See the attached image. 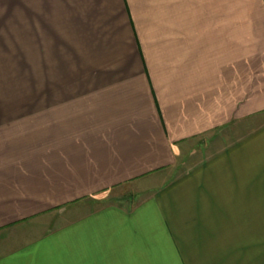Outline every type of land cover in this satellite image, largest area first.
I'll use <instances>...</instances> for the list:
<instances>
[{
    "label": "crops",
    "instance_id": "crops-1",
    "mask_svg": "<svg viewBox=\"0 0 264 264\" xmlns=\"http://www.w3.org/2000/svg\"><path fill=\"white\" fill-rule=\"evenodd\" d=\"M259 2L0 0V264H264Z\"/></svg>",
    "mask_w": 264,
    "mask_h": 264
},
{
    "label": "rangeland",
    "instance_id": "rangeland-1",
    "mask_svg": "<svg viewBox=\"0 0 264 264\" xmlns=\"http://www.w3.org/2000/svg\"><path fill=\"white\" fill-rule=\"evenodd\" d=\"M228 5H230L228 3ZM233 8L242 10L244 9L245 12L248 13L249 16H240V17H228V19H207L202 18L201 19V26L205 27V30H202V35L204 31L207 30V28L210 25L224 26V21L226 20V24L228 26V32H233L232 34L228 35V37H241L242 32H245V36L249 34V38H254L257 41H259L260 38L264 37V4L262 2L259 3H232ZM241 6L243 8H241ZM248 6L247 8H245ZM232 8V9H233ZM247 9V10H246ZM237 11V10H235ZM204 29V28H202ZM249 122L248 130L246 132H251L254 129V125H257L258 123ZM241 129L238 128L236 131V127L232 126V128L228 129V144L231 142H234L236 139L240 138L241 136ZM210 141V140H209ZM140 189L133 186H125V188L121 189L120 191L110 193V194H104L99 195L97 197L89 199L90 201L94 202H103V204H109V203H119L120 205H126L130 206L133 203L137 202L138 200L142 199V193H139ZM102 204V203H101Z\"/></svg>",
    "mask_w": 264,
    "mask_h": 264
}]
</instances>
